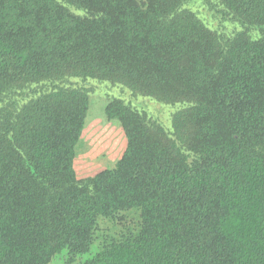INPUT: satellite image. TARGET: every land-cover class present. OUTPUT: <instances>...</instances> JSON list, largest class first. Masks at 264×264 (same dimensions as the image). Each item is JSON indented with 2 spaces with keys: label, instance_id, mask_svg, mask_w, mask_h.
<instances>
[{
  "label": "trees",
  "instance_id": "1",
  "mask_svg": "<svg viewBox=\"0 0 264 264\" xmlns=\"http://www.w3.org/2000/svg\"><path fill=\"white\" fill-rule=\"evenodd\" d=\"M212 1L241 30L188 7ZM91 80L179 109L167 130L109 101L124 153L77 179ZM63 252L264 264V0H0V264Z\"/></svg>",
  "mask_w": 264,
  "mask_h": 264
},
{
  "label": "rangeland",
  "instance_id": "2",
  "mask_svg": "<svg viewBox=\"0 0 264 264\" xmlns=\"http://www.w3.org/2000/svg\"><path fill=\"white\" fill-rule=\"evenodd\" d=\"M210 4L211 6H208L199 2L188 7L212 30L227 34L241 30L240 26L215 12L218 7L213 1ZM77 82L90 90L84 128L73 161L77 179L91 177L102 170L112 168L124 153L126 139L123 130L118 121L108 119L105 114L109 101L120 99L132 108L147 113L167 130L171 128L172 115L179 109L177 105H164L149 98L132 96L127 89L110 83L92 80ZM114 227L108 221L100 223L102 232L114 231ZM94 251L95 247L92 249V252ZM88 258V255L83 256L80 261L72 264H82ZM50 264H68L66 252L56 256Z\"/></svg>",
  "mask_w": 264,
  "mask_h": 264
}]
</instances>
